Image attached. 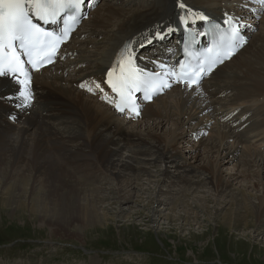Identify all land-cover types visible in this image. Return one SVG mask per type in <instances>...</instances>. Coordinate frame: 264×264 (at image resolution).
I'll use <instances>...</instances> for the list:
<instances>
[{
    "label": "bare ground",
    "instance_id": "1",
    "mask_svg": "<svg viewBox=\"0 0 264 264\" xmlns=\"http://www.w3.org/2000/svg\"><path fill=\"white\" fill-rule=\"evenodd\" d=\"M87 1H92V6L86 7L85 31L81 32L83 35L79 33L78 39L77 31L73 33L68 44L61 48L55 65L34 73L30 83L24 80L21 84L19 81L23 79L15 77H0V183L11 182L4 193L15 197L11 198L14 209L19 214L26 209L30 215L48 220L55 230L65 233L72 223L78 225L77 219L88 225L101 223L100 211L89 198L90 194L96 201L100 198L95 196L97 186L89 185L100 175H107L115 183V193L120 199L128 198L122 191L132 185L133 178L141 176L157 189L161 185L167 188L162 192L159 188L154 194L156 202H162L172 190L179 192L181 188H175L177 182L188 185L189 189L193 187L196 193L202 181L199 177L190 180L187 174L194 172L193 167L179 160L183 148L178 143L190 129L192 134H187L191 137L206 131L211 134L208 139H201V144L208 145L206 152L217 155L199 166L203 172L211 173L207 181L214 191L220 192L229 185L231 175L221 176L218 169L234 159L255 167L247 175H258L254 186L260 194L236 188V193L241 195L238 202L245 212L241 218L233 217L234 221L232 216L237 211L225 213L224 226L248 223L245 220L248 215L252 223L261 222L264 219V183L260 180L264 178V4L257 0H114L123 6L104 3L92 10L98 0ZM180 3L185 5L184 9L179 7ZM203 14L210 20L231 21L229 24L243 30L248 45L243 44L237 58L231 57L218 66L203 85L173 86L169 94L163 92L150 103L141 104L140 115L143 120L152 118L155 129L138 130L146 122L132 125L130 120L135 117H121L109 105V80L119 73L117 62L130 58L139 71L163 68L169 52L173 53L172 57L177 56V48L176 52L173 48L179 46L176 43L179 39L171 40V37L181 35L178 28L181 20ZM255 28L259 29L257 33ZM101 35L104 36L97 40ZM87 44H91L90 48ZM75 52L77 59L61 57ZM114 68L116 71L110 76ZM238 87L242 90H237ZM25 91L30 93L29 101L20 95ZM169 121L172 126L167 132L156 133V129ZM197 148L198 145H190L191 151ZM161 163L169 164L173 171L152 173L150 167ZM156 175L159 179L154 182L151 178ZM232 176L235 178L236 173ZM168 179L170 185L166 184ZM25 191L27 201L22 199ZM0 199L2 206L10 204V198ZM85 199L88 204L82 202Z\"/></svg>",
    "mask_w": 264,
    "mask_h": 264
},
{
    "label": "rangeland",
    "instance_id": "2",
    "mask_svg": "<svg viewBox=\"0 0 264 264\" xmlns=\"http://www.w3.org/2000/svg\"><path fill=\"white\" fill-rule=\"evenodd\" d=\"M117 2L98 0L92 10H97V7L104 3L114 7L123 6L121 2ZM128 6L135 8V5ZM129 7L126 8L133 9ZM263 12L264 9L262 14ZM86 21L88 18L82 22L75 38L78 39L79 33L85 31ZM258 31V28L254 29L255 33ZM103 36L96 38L100 40ZM74 41L76 39H73ZM90 46L91 44L88 48ZM77 54L75 52L69 56L77 59ZM239 54L241 53L233 57L237 58ZM67 58L69 57H64V60ZM237 90L242 88L238 87ZM230 93L227 92L226 95ZM251 119L255 121V118ZM148 120L140 117L130 121L132 125L146 122V125L140 124V131L149 127L155 129L151 124L153 119ZM164 126L159 127V131L156 129V133L162 135L167 132L172 126V121ZM187 132L192 134L190 129ZM187 132L184 139L178 143V146L183 148V158L180 157L179 160H185L193 167L194 172L187 174L190 180L199 177L202 181L196 193L193 187L189 189L188 185H181L174 179L178 184L175 188H181L179 192L172 190L166 199L156 202L154 194L159 188L161 192L167 188L161 185L157 189L145 176H141L138 179L133 178L132 185L122 191L123 196L128 198L120 199L115 193V183L109 181L107 175H100L98 180H91L89 183L91 187L97 186L95 196L100 198L96 201L91 194L89 198L93 207L100 211L98 213L102 217L99 218L101 223L88 225L77 219L75 221L78 225L72 223L65 233L55 230L48 220L30 215L26 209L19 214L11 201V198L15 197L7 195L8 192L4 193L11 182L0 183V197L5 200L10 198L9 205L0 204V264H264V219L252 223L248 215L245 218L248 223L224 226L222 218L227 212L234 214L237 211L239 215L235 213L236 216H232L234 221L244 214V208L240 201L238 202L241 195L236 193V188L249 193L257 191L258 187L254 185L259 179L258 175H247V171L252 173L255 167L240 164L236 159L220 165L218 173L226 178L231 175L232 179L230 178L231 181L225 189L214 191V186L207 181L211 178V173L203 172L199 166L213 160L217 155L206 152L208 145L201 144V139H208L211 134L206 131L205 134L199 133L191 137ZM191 144L198 145L196 151L190 150ZM168 165H152L151 172L156 174L164 169L173 171ZM233 173H236L235 178ZM204 176L206 177L203 178ZM156 178L159 179L156 175L151 180L157 182ZM260 180L264 183V178ZM166 184L170 185L169 179ZM257 193L260 194V191ZM22 199L27 201L26 191L23 192ZM82 202L89 203L86 199Z\"/></svg>",
    "mask_w": 264,
    "mask_h": 264
},
{
    "label": "snow or ice",
    "instance_id": "3",
    "mask_svg": "<svg viewBox=\"0 0 264 264\" xmlns=\"http://www.w3.org/2000/svg\"><path fill=\"white\" fill-rule=\"evenodd\" d=\"M82 2L83 0H0V76L12 74L15 77L17 73H22L26 80L30 79L24 68L25 61L21 60L14 42H19V48L28 58L27 63L33 68L43 64L45 60L50 62L56 54L58 45L62 42L61 37L46 32L34 24L30 18L29 9L33 10L31 15L38 20L54 23L65 9H72L74 13L78 12ZM261 2L264 3V0ZM179 7L184 9L185 5L180 3ZM75 19L76 16L73 14L71 20ZM67 34L68 32L65 31L63 35L66 37ZM243 43L238 29L232 27L230 35L220 36L218 48L222 49L226 45L235 48ZM212 53L213 49H209L210 56ZM215 57H220V62H222L224 58L228 57V53L216 51L215 56L211 58L213 64L217 62ZM117 64L119 75L109 80V84L112 90L119 95L122 104L132 105V109L135 111L131 93L140 90L139 85L143 81L130 58L118 61ZM115 71L114 68L109 75L112 76ZM19 82L25 83L24 80ZM164 86L169 87L170 85ZM25 87L27 88L26 84ZM20 95L25 101L30 100V93L27 91L21 92ZM117 107H120L121 111L124 110L120 105Z\"/></svg>",
    "mask_w": 264,
    "mask_h": 264
}]
</instances>
